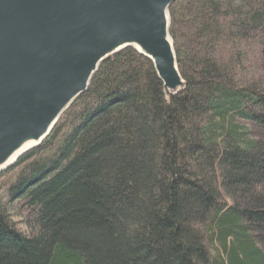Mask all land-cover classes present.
Listing matches in <instances>:
<instances>
[{
  "label": "trees",
  "instance_id": "1",
  "mask_svg": "<svg viewBox=\"0 0 264 264\" xmlns=\"http://www.w3.org/2000/svg\"><path fill=\"white\" fill-rule=\"evenodd\" d=\"M185 88L104 61L0 173V264H264V0H177Z\"/></svg>",
  "mask_w": 264,
  "mask_h": 264
},
{
  "label": "water",
  "instance_id": "2",
  "mask_svg": "<svg viewBox=\"0 0 264 264\" xmlns=\"http://www.w3.org/2000/svg\"><path fill=\"white\" fill-rule=\"evenodd\" d=\"M177 0H0V173L39 146L100 65L133 48L168 95L186 81L170 33Z\"/></svg>",
  "mask_w": 264,
  "mask_h": 264
},
{
  "label": "bare ground",
  "instance_id": "3",
  "mask_svg": "<svg viewBox=\"0 0 264 264\" xmlns=\"http://www.w3.org/2000/svg\"><path fill=\"white\" fill-rule=\"evenodd\" d=\"M183 77V76H182Z\"/></svg>",
  "mask_w": 264,
  "mask_h": 264
}]
</instances>
